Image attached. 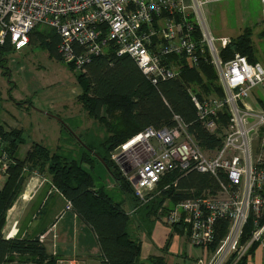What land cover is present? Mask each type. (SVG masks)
<instances>
[{
    "label": "built area",
    "instance_id": "built-area-1",
    "mask_svg": "<svg viewBox=\"0 0 264 264\" xmlns=\"http://www.w3.org/2000/svg\"><path fill=\"white\" fill-rule=\"evenodd\" d=\"M220 1L229 0H0V45L9 39L19 51L29 44L35 28L50 27L60 36L62 62L76 74L86 73L92 60L105 55L113 45L116 56H130L157 85L179 75L177 66L164 65L167 57L183 56L190 65L197 66L202 54L208 52L224 97L202 102L193 96V102L199 120L210 133L218 131L215 118L227 110L229 120L222 147L203 149L183 124L176 128H146L111 153L112 161L142 205L154 198L170 171L210 174L220 180L217 196L186 199L167 218L172 225L183 218L190 243L204 248L206 254L210 250L211 258L199 259L197 264H239L253 243L264 242V107L255 102L253 95L256 88L264 87V65L253 64L240 54L228 62L222 59L218 43L224 46L229 39L212 35L206 14L209 4ZM261 2L264 5V0ZM189 11L194 23L188 21ZM177 14L183 16V23L170 19ZM195 31L201 34L199 42L192 36ZM5 142L0 130V150ZM129 167L135 172L130 174ZM8 169L4 153L0 157L1 178L6 177ZM33 175L40 176L37 171ZM39 186L34 183L30 193L34 195ZM66 208L72 209V204L67 203ZM220 219L228 220V230L212 249ZM250 219L255 231L243 244ZM15 236L10 233L6 239Z\"/></svg>",
    "mask_w": 264,
    "mask_h": 264
},
{
    "label": "trees",
    "instance_id": "trees-1",
    "mask_svg": "<svg viewBox=\"0 0 264 264\" xmlns=\"http://www.w3.org/2000/svg\"><path fill=\"white\" fill-rule=\"evenodd\" d=\"M189 12L188 21L194 23V15L192 11ZM170 19L183 23V16L179 14ZM193 35L199 42L200 32L195 31ZM260 36L264 38V31ZM54 38H58L59 43L50 42L49 49L52 55L61 59L58 48L61 39L57 33ZM12 51H16V48L9 39L4 45H0V64L3 65L5 75H8L5 67ZM152 51H155V47ZM220 54L225 62L240 54L253 64L262 62L264 65V48L259 58L253 30L249 27L238 37L230 38L229 42L222 46ZM164 65L177 66L179 76L154 85L134 59L128 55L116 56L115 47L110 45L105 55L92 60L86 67V73L77 74V81L83 90L79 102L88 117L100 123L105 132V137H100L101 140L93 145L97 149L77 134L78 143L84 149L79 156L66 154L60 147L52 151L44 145L34 144L33 149L24 158H19L15 154L18 145L23 142L17 140L21 133L11 132L4 135L5 141L11 138L13 142L10 141V145L4 149L9 169L6 174L7 182L0 190V264H57L56 257L50 256L43 244L46 237L43 240L41 237L22 240L16 238L20 237L19 235L12 239H6L5 235L8 213L21 198L27 179L36 171L48 179L46 183L52 189L56 188L57 191L52 192L59 193L67 203L72 204L70 211L93 229L104 257L101 264H168L162 257H142L143 242L140 231L145 228L131 225L130 216L123 209V203L116 201L107 188L98 185L97 179L100 175L95 169L96 160L100 161V157V162L115 179L117 186L124 194H130L134 203L138 200L123 172L112 161L111 153L141 131L149 127L175 128L184 122L203 149L218 150L222 147L224 129L229 120L227 110L215 118L218 131L210 133L199 120L193 102V96L202 102L224 97L219 78L209 61L208 52L202 54L197 66L190 65L183 56L176 55L167 57ZM256 98L264 107V94L261 92ZM85 134L87 133L83 135ZM94 142L95 140H92L91 144ZM222 178L223 182L227 183L225 176ZM166 186L168 189L164 190ZM159 189H163L161 195L144 205L152 207L157 219H162L160 212L167 200L168 206L162 212L163 217L186 199L201 198L206 196L205 193L213 196L221 191L219 179L197 172L183 175L180 170L167 173L160 182ZM137 203L139 205V201ZM228 224L226 219L218 220L216 240L212 249L225 237ZM254 231V221L250 219L242 236L243 244L251 239ZM261 243H253L248 255ZM248 255L239 264H246Z\"/></svg>",
    "mask_w": 264,
    "mask_h": 264
},
{
    "label": "crops",
    "instance_id": "crops-1",
    "mask_svg": "<svg viewBox=\"0 0 264 264\" xmlns=\"http://www.w3.org/2000/svg\"><path fill=\"white\" fill-rule=\"evenodd\" d=\"M186 1L191 2V0ZM31 34L33 35H30L29 44L23 49H30L34 46H37L43 51L48 52L51 59L55 58L59 61H62L59 57L52 55L49 49L50 42L55 41L56 44L59 43V39L54 38L56 34L54 29L46 26H38ZM218 45L222 50V45L220 43H218ZM16 51H12L11 53ZM11 53L9 55H11ZM69 69L75 74V76H77V74L70 67ZM21 71L22 72L19 73V77L21 79L20 83H15L13 85L12 82L7 83L8 85L0 83V89L10 88V99L13 100L10 102L13 104V106L23 108L26 106L28 111L19 117H9L0 111V129L3 133V136L6 133L8 134L11 132L21 133V137L19 134L17 136V140L23 142L18 145L19 148L17 147L18 149L15 156L24 158L25 155L33 149L34 144L39 145L41 143H46L50 146V144L47 142V139L50 140V143H56V145H52L53 148L57 149L61 143L63 145L65 144L63 141L75 142L70 134L68 138H64L62 136L63 129L65 128L62 126L59 120L53 119L49 113H54L58 117L67 115L69 118L65 121L70 126L67 127L70 128V130L72 129V133L74 135L75 132H84V122L86 121V118H91L88 117L87 113L83 110V107L79 102L83 90L80 87L78 81L72 85L65 82L45 84L32 74L28 66L23 65ZM51 77L48 75H42L41 79L45 82H48L52 80ZM17 90H22L24 97L23 95L15 96L14 93H17ZM257 90L264 93V87L256 88L254 93ZM17 101L20 102L16 103ZM35 101L39 106H37ZM10 102H7L5 105L8 107ZM25 102L27 104H25ZM255 102L259 103L258 101ZM1 103L2 101L0 95V107ZM20 103L25 105H21ZM262 104H264V101ZM32 109L35 112L34 115L28 114ZM45 111H48V113ZM46 118H48L51 122H58L57 127L55 128V126H53L52 129L50 128L51 124H44V119ZM177 120L179 119L177 118ZM216 123L218 124L217 120ZM59 124H61L62 127H60ZM93 124L97 129H99L98 122L94 121ZM183 124L185 123L183 122ZM183 124L180 123L182 126ZM186 126L188 127L187 133L196 140L195 136L190 133L189 126ZM86 135L87 134L83 136V140L85 139V141L91 146L95 145L99 141V139L95 140V142L91 144L90 141L86 140ZM27 140H29V143ZM31 142L33 145H30ZM24 145H28L29 150L26 152L24 157H20L19 150L21 146ZM98 163L102 165L99 160H96V172L98 169ZM104 170L108 174V177L110 176L113 179L115 188L121 192V200L118 202L123 203V209H125L129 216L131 214L130 217L134 216L141 208H144V205H142L140 202L138 205V201L134 202L133 204L128 202V195L121 191L111 174L108 173L105 168ZM127 171L132 174L135 172V169L129 167ZM100 177L104 178L103 175H100ZM6 182L7 177L0 179V190L3 189ZM104 187L107 188L105 185ZM163 189L161 190L158 187L155 191L154 197L161 195ZM52 191L53 189L51 186H49L47 183H43L40 187H38L31 201H24L20 199L8 213V223L5 228V235L7 236L8 234L13 233L16 236L19 235L20 237H15L22 240H30L35 238L40 239L42 236L46 237L43 241V244L46 246L48 254L52 257H56L57 264H101L104 260V257L98 243L97 235L93 229L84 223L75 213L67 210V200H65L64 197L59 195V193ZM204 195L212 196L206 193ZM217 195L218 194L213 196ZM179 204L177 206L175 205L173 210L163 217L162 212L164 208L168 206L167 200L163 204L160 212L162 219L159 218L157 220L154 216V223L149 222L147 224H142L139 221L138 224H133L136 226L140 225L145 228L144 230L140 231L143 242L142 257L144 259L156 256L164 258L168 264H197L199 259L206 258L209 260L211 258L210 250L206 254L204 248L195 247L190 243L189 228L185 225L183 218H181V221L174 225L168 223L167 218L169 214L178 209ZM154 205L156 206V204ZM246 264H264V242L258 245L253 253L248 255Z\"/></svg>",
    "mask_w": 264,
    "mask_h": 264
},
{
    "label": "rangeland",
    "instance_id": "rangeland-1",
    "mask_svg": "<svg viewBox=\"0 0 264 264\" xmlns=\"http://www.w3.org/2000/svg\"><path fill=\"white\" fill-rule=\"evenodd\" d=\"M263 8H264V5L261 2V0H229V1L219 2V3L215 2V3L209 4L206 7V14L208 18L209 29L211 30L212 35L216 39L222 40L223 38H225V39L230 40V38L238 37L246 27L251 28L253 30L254 44L257 50L259 51L258 57L260 58V56L262 55V50L264 48V38L260 36L262 32L264 31V26L261 23ZM23 65L28 66L32 74L37 79H39L41 82L45 84L65 82V83H69L72 85L77 81L76 80L77 76H75V74L69 69V66L67 64L55 58L51 59L49 57L48 52L43 51L41 48L37 46H34L30 49L26 48L23 50H19L18 52L16 51L14 53H11V55L8 56V64L6 66V71L8 72V75L3 74V71H2L3 66L2 64H0L1 66L0 67V83L7 84L9 82H12V85L15 83H20L21 79L19 77L20 76L19 73L22 72L21 69ZM42 75H48L49 77L51 76L53 77H51L52 80L45 82L41 79ZM10 93H11L10 88L0 89V95H1V101H2L1 107H0L1 113H4L9 117H14V116L19 117L23 113H27L28 111H27L26 106L24 108L13 106V104L10 102V101H13L10 99V96H11ZM260 93L261 92L257 90L255 91V93L253 92V95L256 98L258 97ZM14 95L15 96L23 95L24 97V93L22 92V90H17V93L15 92ZM7 102H10L8 107L5 105ZM19 102L20 101H17L16 103H19ZM35 103L37 104V106H39L36 101ZM25 104L27 103L25 102ZM25 104H21V105H25ZM45 112L48 113V111H45ZM34 113L35 112L32 109L28 114L34 115ZM49 114L53 117V119L59 120V122L65 128V129L62 128L63 129L62 136L64 138H68L70 134L71 137L75 141V142L63 141V143L65 144L64 145L62 143L60 144L59 147H61L66 154H73L74 156H79L84 151L83 146L78 143V140L76 138L77 134L83 137L84 135L82 134H84V132H87L86 140L90 142L92 140H98V139L101 140L100 137L101 138L105 137V132L103 128L100 126V124L98 123L99 129H97L94 126L93 123L95 120L86 118V121L84 122V125H83L84 132L83 133L75 132V135H74L72 133V129L71 130L68 129V127L70 126L65 121L69 118L67 115H63L64 117L63 116L58 117L54 113L52 114L49 113ZM47 123L51 124L50 128L52 129H53V126H55L56 128L58 125V122H51L48 118H46L44 119V124H47ZM61 124H59L60 127H62ZM27 141L29 143V140ZM47 142L50 144V146L46 143H41V144L47 146V148L51 149L52 151H56L57 148H53V145H56V143L54 142L50 143V140L48 139H47ZM30 145H33V143L31 142ZM28 150H29L28 145L21 146L19 150V156L24 157V155L26 154ZM97 167H98L97 174L104 176V178L99 177L97 179L98 185L99 186L105 185L110 190L112 197L116 201H120L121 192L115 188L113 179L110 176L108 177V174L106 173V171L104 170L101 164L98 163ZM39 175L40 176L32 175L28 179L25 185V189L23 193L20 195L21 198H25L28 201H30L33 198L34 196L33 193H30L32 185L38 182L41 186L45 182L44 178L41 177L42 175L41 174ZM127 201L133 204L131 195L127 196ZM139 221L142 224H147L149 222H152V223L155 222L154 214H153L151 206H144V208H141L134 216L130 217L131 225L138 224Z\"/></svg>",
    "mask_w": 264,
    "mask_h": 264
},
{
    "label": "water",
    "instance_id": "water-1",
    "mask_svg": "<svg viewBox=\"0 0 264 264\" xmlns=\"http://www.w3.org/2000/svg\"><path fill=\"white\" fill-rule=\"evenodd\" d=\"M0 31H1V28H0ZM10 141L12 142L13 139H8V141H6V142L4 143V145L2 146V149L0 150V157L4 154V149H5V147L9 146ZM98 157H99V156H98ZM99 159H100V161L102 162V160H101L100 157H99Z\"/></svg>",
    "mask_w": 264,
    "mask_h": 264
},
{
    "label": "flooded vegetation",
    "instance_id": "flooded-vegetation-1",
    "mask_svg": "<svg viewBox=\"0 0 264 264\" xmlns=\"http://www.w3.org/2000/svg\"><path fill=\"white\" fill-rule=\"evenodd\" d=\"M11 139V138H10ZM13 142V141H12ZM10 145V144H9ZM5 153V152H4Z\"/></svg>",
    "mask_w": 264,
    "mask_h": 264
}]
</instances>
